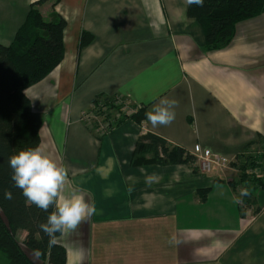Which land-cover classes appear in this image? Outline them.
Masks as SVG:
<instances>
[{
	"label": "crops",
	"instance_id": "0c3cea01",
	"mask_svg": "<svg viewBox=\"0 0 264 264\" xmlns=\"http://www.w3.org/2000/svg\"><path fill=\"white\" fill-rule=\"evenodd\" d=\"M38 1L0 0L1 45L11 44ZM187 7L188 0L38 6L44 20L57 15L66 24L61 62L25 90L43 120L38 146L66 167L63 194L80 190L96 209L57 239L65 264H264V187L233 188L234 167L201 174L187 164L134 163L146 133L230 163L250 142L260 139L264 150V13L238 23L227 47L207 52ZM164 97L177 101L175 119L153 127L145 113ZM106 98L122 101L121 114L142 109L141 125L117 121L109 109L114 127L96 133L81 116ZM242 193L252 196L250 207H242Z\"/></svg>",
	"mask_w": 264,
	"mask_h": 264
},
{
	"label": "trees",
	"instance_id": "16d2710c",
	"mask_svg": "<svg viewBox=\"0 0 264 264\" xmlns=\"http://www.w3.org/2000/svg\"><path fill=\"white\" fill-rule=\"evenodd\" d=\"M46 1L39 0L30 8L9 46L0 44V264L66 262V250L57 242L61 233H57L55 242L50 244L39 228L53 208L44 212L29 204L22 190L14 185L9 166L10 156L37 147L40 142L39 130L43 120L32 110L25 90L45 79L63 58L62 35L66 24L57 15L50 22L42 18L38 6ZM263 13L264 0H203V6L188 3L187 7V16L202 26L207 52L227 47L235 36L238 23ZM88 42L89 39L82 34L80 45L85 46ZM115 101L103 99L109 109L120 113ZM120 116V121L128 117L139 125L144 120L142 109ZM260 141L246 144L237 160L230 163L239 171L238 181L229 182L233 188L248 182H252L255 188L264 187V175L255 178L248 173L256 167V162L263 164L264 150L260 151ZM254 145L251 154L250 148ZM148 154H152V158L146 160ZM134 156L135 164L152 161L159 165L187 164L196 168L193 155L147 133L139 136ZM5 192H11L12 199H5ZM240 199L243 208L250 207L253 201L248 193H242ZM19 232L26 233L23 241L18 240Z\"/></svg>",
	"mask_w": 264,
	"mask_h": 264
},
{
	"label": "clouds",
	"instance_id": "9594fccd",
	"mask_svg": "<svg viewBox=\"0 0 264 264\" xmlns=\"http://www.w3.org/2000/svg\"><path fill=\"white\" fill-rule=\"evenodd\" d=\"M188 3L203 6V0H188ZM176 106L175 99L161 98L145 113L147 121L153 127L170 125L175 119ZM9 166L14 185L22 190L29 204L44 212L53 208L46 222L39 225L50 244L55 242L57 233L73 232L84 219L95 214L94 204L86 202L80 190L74 189L69 195L63 194L67 169L51 159L41 147L20 150L9 157ZM4 198L12 199V193L5 192Z\"/></svg>",
	"mask_w": 264,
	"mask_h": 264
},
{
	"label": "built area",
	"instance_id": "2783aa9c",
	"mask_svg": "<svg viewBox=\"0 0 264 264\" xmlns=\"http://www.w3.org/2000/svg\"><path fill=\"white\" fill-rule=\"evenodd\" d=\"M115 107L120 108L123 103L116 99L114 102ZM109 107L103 102H99L97 107L90 112L82 113L81 120L87 125H91L98 134H105L114 126V122L119 119L120 114L116 115V120H112L109 116ZM122 111H125L122 110ZM195 158V167L201 174H210L214 171H223L230 165V162L218 155L211 153L208 150H200L196 148L193 154ZM249 174L259 178L262 175L261 172V162H256V167L248 171Z\"/></svg>",
	"mask_w": 264,
	"mask_h": 264
},
{
	"label": "rangeland",
	"instance_id": "374dc122",
	"mask_svg": "<svg viewBox=\"0 0 264 264\" xmlns=\"http://www.w3.org/2000/svg\"><path fill=\"white\" fill-rule=\"evenodd\" d=\"M45 21H47V20H45ZM97 133V132H96ZM233 164H230L227 168H233V166H232ZM194 166H195V164H194ZM263 169H264V164H263ZM227 168H225V169H227ZM234 168L236 169V167L234 166ZM262 169V175H264V170ZM235 174H232V175H236V178L239 176V171H238V169H236V171L234 172ZM250 183V182H249ZM252 183V182H251ZM239 185V184H238ZM25 236H26V233L25 232H19V234L17 235V237H18V240L19 241H21V240H24V238H25Z\"/></svg>",
	"mask_w": 264,
	"mask_h": 264
},
{
	"label": "bare ground",
	"instance_id": "6f19581e",
	"mask_svg": "<svg viewBox=\"0 0 264 264\" xmlns=\"http://www.w3.org/2000/svg\"><path fill=\"white\" fill-rule=\"evenodd\" d=\"M104 103V102H103ZM120 114V113H119Z\"/></svg>",
	"mask_w": 264,
	"mask_h": 264
}]
</instances>
